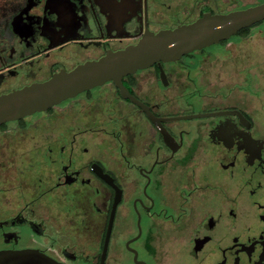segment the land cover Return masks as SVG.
Segmentation results:
<instances>
[{
    "label": "flooded vegetation",
    "instance_id": "1",
    "mask_svg": "<svg viewBox=\"0 0 264 264\" xmlns=\"http://www.w3.org/2000/svg\"><path fill=\"white\" fill-rule=\"evenodd\" d=\"M263 2L0 0V96L148 33ZM122 86L134 100L108 81L0 125V252L54 264H264V29Z\"/></svg>",
    "mask_w": 264,
    "mask_h": 264
},
{
    "label": "water",
    "instance_id": "2",
    "mask_svg": "<svg viewBox=\"0 0 264 264\" xmlns=\"http://www.w3.org/2000/svg\"><path fill=\"white\" fill-rule=\"evenodd\" d=\"M264 21V2L226 14H206L172 30L148 33L135 45L108 53L49 80L0 96V125L49 108L85 90L112 81L124 98H134L122 86V78L154 63L174 62L183 55L227 40L239 31ZM107 241H105L104 252ZM102 253V257L104 256ZM0 264H54L35 251L0 252Z\"/></svg>",
    "mask_w": 264,
    "mask_h": 264
},
{
    "label": "rangeland",
    "instance_id": "3",
    "mask_svg": "<svg viewBox=\"0 0 264 264\" xmlns=\"http://www.w3.org/2000/svg\"><path fill=\"white\" fill-rule=\"evenodd\" d=\"M260 29H264V22L263 23H260L259 25L255 26V27H252L251 28V31L252 32H257L259 31ZM257 34V33H256Z\"/></svg>",
    "mask_w": 264,
    "mask_h": 264
},
{
    "label": "trees",
    "instance_id": "4",
    "mask_svg": "<svg viewBox=\"0 0 264 264\" xmlns=\"http://www.w3.org/2000/svg\"><path fill=\"white\" fill-rule=\"evenodd\" d=\"M259 24H260V23H257L256 25H253L252 27H255V26L259 25ZM252 27H249V28L243 29V31H244V30H246V31H247V30H250Z\"/></svg>",
    "mask_w": 264,
    "mask_h": 264
}]
</instances>
